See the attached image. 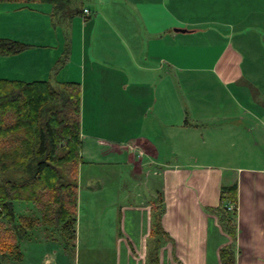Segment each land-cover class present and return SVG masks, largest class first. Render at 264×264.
<instances>
[{
	"label": "crops",
	"instance_id": "1",
	"mask_svg": "<svg viewBox=\"0 0 264 264\" xmlns=\"http://www.w3.org/2000/svg\"><path fill=\"white\" fill-rule=\"evenodd\" d=\"M74 4L82 13L69 19H53L50 5L43 32L3 28L0 13V36L28 45L0 56V78L80 86L85 216L74 249L59 244L77 263V245L92 241L100 264H221L230 244L235 264H264V0ZM232 184L234 237L211 211Z\"/></svg>",
	"mask_w": 264,
	"mask_h": 264
},
{
	"label": "trees",
	"instance_id": "2",
	"mask_svg": "<svg viewBox=\"0 0 264 264\" xmlns=\"http://www.w3.org/2000/svg\"><path fill=\"white\" fill-rule=\"evenodd\" d=\"M76 1L0 3H49L53 19H69L75 11L82 13L73 5ZM27 46L0 36V56L19 53ZM81 144L79 83L0 78V264L22 258L21 243L38 224L57 233L65 249H74ZM236 192L235 184L222 186L220 203L211 208L231 237L236 231V209L227 206H236ZM15 201L32 203L40 217L16 215ZM155 203L151 231L160 244L165 235L161 224L164 204L161 197ZM153 254L152 261H156ZM219 257L221 264H235L231 244L220 249Z\"/></svg>",
	"mask_w": 264,
	"mask_h": 264
},
{
	"label": "rangeland",
	"instance_id": "3",
	"mask_svg": "<svg viewBox=\"0 0 264 264\" xmlns=\"http://www.w3.org/2000/svg\"><path fill=\"white\" fill-rule=\"evenodd\" d=\"M88 1L89 0H82L83 3H87ZM91 1L93 2V0ZM4 3L8 4L9 11L0 8V13L2 15L3 20V28L4 26H7L6 21H8L9 24L18 25L20 28L22 27V25H28L31 29H34L36 32H43L42 29H44V31L49 30L47 26L51 24L50 17L46 16V13L51 10V8H49V3H36V5L31 6L33 10L23 9L14 11L12 10V8H18L19 6L21 7L22 4L18 2ZM78 3L80 4L81 0H78ZM7 16L9 17L7 20H5ZM8 32L12 35L11 30H8ZM59 32L64 35V29H60ZM12 36L23 38L24 35H21L16 31L15 35ZM46 38H48V45L56 43V40L53 41V34L51 39L50 34ZM52 41L53 43H51ZM84 170L85 168L83 167L81 171ZM82 184H84V182H82ZM80 187L81 188H79V193L83 192L84 194V185H80ZM13 207L16 215L27 214L35 217H40L39 210L32 203L15 201L13 203ZM85 207L86 203L85 199L83 198L78 204V217L85 216ZM59 242L60 237L57 233H54L46 226H41L40 224H38L37 227H35L29 232L28 236L24 239V241H22V258L18 262L6 259L3 261V264H100L98 261V255L102 250H100L99 246H94L93 244H91L92 241H88V244L85 245H83V243L80 244L81 246L77 245V248H79L80 250L79 258H77L79 259L78 263L75 262L74 253L66 251L59 244ZM88 251H90V254L93 255V257L87 255Z\"/></svg>",
	"mask_w": 264,
	"mask_h": 264
},
{
	"label": "built area",
	"instance_id": "4",
	"mask_svg": "<svg viewBox=\"0 0 264 264\" xmlns=\"http://www.w3.org/2000/svg\"><path fill=\"white\" fill-rule=\"evenodd\" d=\"M83 13H84L85 15H88V13H89L88 9H84V10H83ZM227 207H228L229 210L236 209V206H235L234 204H229Z\"/></svg>",
	"mask_w": 264,
	"mask_h": 264
}]
</instances>
